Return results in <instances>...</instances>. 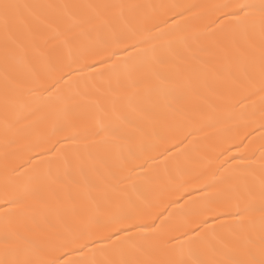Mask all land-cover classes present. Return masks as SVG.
Here are the masks:
<instances>
[{
  "label": "snow or ice",
  "instance_id": "snow-or-ice-1",
  "mask_svg": "<svg viewBox=\"0 0 264 264\" xmlns=\"http://www.w3.org/2000/svg\"><path fill=\"white\" fill-rule=\"evenodd\" d=\"M0 75V264H264V0H0Z\"/></svg>",
  "mask_w": 264,
  "mask_h": 264
},
{
  "label": "bare ground",
  "instance_id": "bare-ground-1",
  "mask_svg": "<svg viewBox=\"0 0 264 264\" xmlns=\"http://www.w3.org/2000/svg\"><path fill=\"white\" fill-rule=\"evenodd\" d=\"M21 2H33V0H21ZM77 2H93V0H77ZM127 2L131 3H168V4H202V3H214L218 2V0H127ZM3 121V78L0 75V127H2ZM232 126V122L225 121L215 127H208L205 129V133L207 134L208 143H212L214 140L226 137L228 135V129ZM258 146V145H257ZM235 153V150H233ZM259 153H257L255 166L259 168L261 161L259 160ZM203 162L194 160L191 164V167L194 169L202 168ZM0 179H2V162H0Z\"/></svg>",
  "mask_w": 264,
  "mask_h": 264
}]
</instances>
